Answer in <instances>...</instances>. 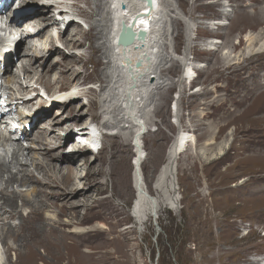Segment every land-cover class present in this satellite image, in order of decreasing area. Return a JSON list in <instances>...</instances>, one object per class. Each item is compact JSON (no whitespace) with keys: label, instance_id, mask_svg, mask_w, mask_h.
<instances>
[{"label":"bare ground","instance_id":"bare-ground-1","mask_svg":"<svg viewBox=\"0 0 264 264\" xmlns=\"http://www.w3.org/2000/svg\"><path fill=\"white\" fill-rule=\"evenodd\" d=\"M158 1L153 0L154 9L152 7L149 8L150 11L148 13H140L142 16L139 19L140 23H135V26L141 29H145L149 25V32L145 30L148 33V36H146L147 40H134L131 44L125 45V47L116 45L117 33L121 23L127 25L128 16L130 17L139 10L147 8L148 5L145 6V3L141 0H74L73 6L75 7V11L73 12L64 9L65 6L61 5L62 2L59 0H31L32 5L29 6L34 10L32 13L20 15L19 17H17V14H13L10 20L6 19L8 21V30H10L7 32L8 34L4 33L5 36L12 37L13 41L11 40L12 45L8 47V50L3 48L0 51V79H3L6 86L1 96V99L6 104L0 110V150L2 153L0 154V244L4 248L5 255V259L3 262L0 261V264H95L93 256L95 253L88 249L83 250L80 246L83 243L78 242V238L83 236L84 232L94 229L98 231L97 234H100L99 232H103L102 229L106 227L98 226L89 230L70 229L69 227H76L91 221L101 220L106 215L121 214V209L117 207V204H113L111 197L113 195H127L126 189L129 182L128 160L131 156L127 145L125 146L122 143L123 141L118 140L120 138L118 133L104 136L103 147L94 155L93 159H91L93 154L88 149L78 147L72 140L74 126H80L79 130H82L85 120L97 118L98 112L96 110L99 108L100 103L94 97H91L87 101L86 110H83L82 106H84V102H80V106L79 102H72L80 97V93L69 92L66 94V92L75 87L72 82L74 80L78 81L81 74H83L84 80L92 78V75L88 73L86 68V64L91 63L92 71L97 75L99 80V91L102 94L106 93L110 97L115 93L111 91L112 88L109 85L113 75L103 73L102 78L98 76L101 67V55L104 58L112 56L114 60H117L120 68L125 67V73H127L128 78L130 76L134 78L136 73L139 74L143 66H149L148 57L146 60H143L141 57L142 53H147V44H149L148 42L151 39L148 37H150L154 27L153 18L156 13L158 14V11H156ZM230 1L233 4V12L238 11V14L236 17L233 16L229 19L230 22L228 21L227 23V25L230 23L229 29L234 30L238 28L237 31L240 33L247 29L249 30V34L245 32L247 33L245 37L240 36L241 39L238 45L242 42L243 46L238 49L237 44H234V38L239 36L231 33L228 36L229 43L224 48L226 51L212 53L217 50V41H214L215 39L213 38H207L206 42L211 43L212 49L205 52L211 53L196 54L197 56H204L203 59L210 60L211 58L213 60L212 68L208 69L207 67L208 72L205 74V77L203 76V82H210L212 73L215 74V72L219 71L222 72L221 76L228 77L229 75H233L236 77V80H233L232 83H237L238 87L235 90L239 91L240 96L235 100V105L241 107L238 114L235 115L238 116L236 120L239 123L237 131L239 133L249 132L253 134L254 138H261L264 136V0ZM0 2L7 5L11 3L8 0H0ZM77 2H84L89 10L78 6ZM54 5L55 7H52ZM3 8L1 15H5L6 12L11 10L5 11L6 7ZM44 11L45 13H43ZM49 12L51 15H49ZM74 12L78 16L82 15L93 20V22H90L87 31L79 29V20L74 15ZM108 12H110V15ZM228 13L227 11L222 12L224 17H227ZM31 15L33 16L31 17ZM95 16L98 18L92 19ZM6 20L5 22L7 23ZM23 23H25L24 26H22ZM173 24L175 28H178L180 25L177 20ZM212 24L220 25L217 22ZM207 27L210 28L211 26ZM66 28L67 32L73 28L75 33H65L63 29ZM215 28L219 30L220 27L216 26ZM217 33L219 32L217 31ZM74 35H79L83 40H88V56H79L77 54L76 50L81 49L83 42L75 40ZM234 35L236 36L234 37ZM113 39L114 42H111ZM139 43H143L142 48ZM8 45L4 43V47ZM58 45L70 48L72 51L67 54L63 53ZM152 47L149 49L152 50ZM113 48L117 50L114 51ZM138 48H141V50ZM47 53L48 55L46 56ZM52 54L55 57L51 59L52 61H49V65H41V62L44 63ZM16 58L17 62L20 63L19 69L16 72L4 75L10 69L11 64L13 66L16 64L14 63ZM138 60L140 61V66L135 65ZM109 62L108 60L106 68L110 67ZM77 64H80V70H74L73 66ZM37 66H43L44 69L37 73L35 70ZM191 66L195 68L196 76L204 74V67L194 65V63ZM117 68L118 70L120 69L119 66H116ZM187 69L189 70L188 67ZM175 70V67H172L168 70V73H173ZM183 72L184 70L181 73ZM150 73L153 72L148 73L146 71L145 77L148 75L146 80L149 79ZM243 74L245 75L242 77ZM247 76L252 77L250 81L253 82V85L255 84L254 88L257 87L256 90H252L254 88H251L248 90L252 91L248 92L244 89L247 85ZM213 77L214 80L217 79L215 76ZM132 78L130 77L128 81ZM203 88L200 92L192 94L206 93L207 87L204 86ZM41 89L48 94L51 106L55 105L54 97L64 93L60 96V105L57 106L56 111L50 112L48 117V125L50 127L36 131L30 136L23 129L28 115L24 116L22 111H17L18 116L16 120L23 126H21L22 129L19 137H14L12 141V138L6 136L2 129L13 128V130H16V125H12L15 122L12 115L17 110L18 105L26 107L29 104L28 101L32 97L26 98V96L30 92L34 93L35 96L33 97H40L41 99L38 102L40 101L41 103V100L43 101V97L40 94ZM92 92V89L88 90L89 94H92ZM159 98L161 102L156 109V114L162 120H165L169 93H162ZM33 101L29 102L32 103ZM206 102L208 105H212L211 101H205L204 103L206 104ZM173 108L175 110V106ZM49 110L43 112L38 117L49 113ZM204 114L205 112L201 113L202 116ZM129 116L130 118L133 117L132 115ZM32 121L35 122L36 120ZM32 121L31 123H33ZM136 121L137 125L135 128L137 129L133 133V136L137 133L135 140L139 138L140 129L142 130V123L138 120ZM104 124H108V122L105 121ZM54 128L66 130V137L71 139L69 142L70 147H65L60 154L53 151L54 147L60 144L58 136L48 134V129L54 130ZM205 134L207 138L209 137L207 141L199 149L198 144L194 148L195 154L198 157L200 155L204 158L206 155L207 157L219 159L220 156L228 154L230 149H233V153H235L233 156H230L232 159L231 167L234 172H229L228 176L225 174L224 178L223 176L221 177L222 179L235 177L238 174H244L249 178H253L258 174V177L264 183V139L260 140L261 151L253 156L251 155L252 153L250 155L246 154L241 148L227 147L226 143L217 145L213 140V135L209 133ZM188 135L189 133L181 129L177 130L168 146L166 159L159 166L157 174L151 180L153 185H155V193L159 195H151L144 188L142 179L138 177H141L139 170H134L133 183L135 194L130 207L133 210V214L130 216L138 220L137 222L143 223V218L146 215L156 217V212H158L157 207L162 200L163 202L164 200L167 201L166 205L173 211L178 210V198L175 195L176 182L173 177L175 174L174 158L179 153L181 147L186 145L187 142L190 144ZM21 136L23 140H29L27 147H23L22 141H18ZM162 136V131L158 130L152 135L151 139L158 141ZM230 136H233V132H230ZM158 144L154 146V149L160 146ZM134 148L136 149V154L134 153L131 158L140 156V147L134 145ZM158 151H154V155ZM88 152L89 154L86 155ZM80 154L82 157L79 159ZM4 158H10L9 162L5 163ZM78 162L80 163L78 164ZM99 177H105V181L99 180ZM108 182L113 193L109 197H104L102 194L106 191ZM14 185L16 187H25L26 189H18ZM161 191L165 194L163 199L160 194ZM260 202L261 204L257 212L263 218L264 194ZM14 219H17V222H11ZM114 227L112 226L110 230L116 231ZM121 232L124 234L123 239L128 241V231L122 230L118 233ZM75 238L77 240H74ZM108 240L109 244L114 247V252L125 257L122 264L133 262L125 251L122 239L115 240L109 238ZM10 250L13 251V259L9 257ZM101 258L102 256H98L95 259L96 262L101 264ZM248 264H258V261L248 262Z\"/></svg>","mask_w":264,"mask_h":264},{"label":"rangeland","instance_id":"rangeland-1","mask_svg":"<svg viewBox=\"0 0 264 264\" xmlns=\"http://www.w3.org/2000/svg\"><path fill=\"white\" fill-rule=\"evenodd\" d=\"M59 1L62 2L61 5L65 6L64 9L70 12L75 11V7L73 6L74 0ZM8 2H11L8 7H6L7 4L0 2V6L6 7L5 11L11 9L4 15V17L7 16V20L12 18L15 10L26 9L32 5L31 0H8ZM65 2L66 4H64ZM77 4L89 10L84 2H77ZM231 4L230 0H159L158 8L156 9L158 14L156 13L157 15L155 14L153 18L154 27L150 37H148L149 39L151 38L150 42H148L150 45L147 44V53H142V57L140 56L143 60H146L148 57L149 66H143L139 74L136 73L134 78L130 76L132 79L128 81L130 77L128 78L127 73L123 69H116L114 63L112 65L109 62L110 67L106 68L109 59L101 55V67L98 76L102 78L103 73L112 74L113 78L110 79L109 85L112 88L111 91L115 93L110 97L106 93L102 94L99 91V80L97 75L92 71L91 63H87L86 68L88 73L92 75V78L84 80L83 74H81L78 81L74 80L72 82L75 87L66 92V94L69 92L80 93V97L72 102H79V106L80 102H84V106H82L83 110L87 108V101L91 97H94L100 103L99 108L96 110L98 112L97 119L102 122L103 126L111 125L113 134L118 133L120 135L118 140L123 141L122 143L125 146L127 145L131 157L134 153L136 154V149L131 145L130 138L133 137L132 134L137 129L135 128L137 125L136 120L142 123L144 132L138 138L141 143L140 155L142 158H140L138 170L142 177L144 188L151 195H159L155 193V185H153L151 180L157 174L159 166L166 159L168 146L173 136L178 129L189 133L188 140L190 139V144L187 142L186 145L181 147L179 153L174 158L175 174L173 177L177 190H175V195L178 198L177 211L170 209L166 205L167 201L164 200L163 202L162 200L157 207L158 212H156V217L146 215L143 218V223H139L137 222L138 220L130 216L133 214V210L130 207L135 191L133 183L134 165L132 158L129 157L127 195H113L111 197L113 204H117V207L121 209V214L106 215L101 220L91 221L76 227H69L70 229L74 228L78 230H89L98 226L106 227L102 229L104 233L99 232L100 234H97L98 231L94 229L84 232V235L78 238V242L83 243L80 245L83 250L88 249L95 253L93 255L95 264H100L95 260L98 256H102L101 264H122V261L125 260L124 256L114 252V247L108 242L109 238L115 240L122 239V244L125 246L127 255L131 261L133 260L130 264H248V262L252 261L264 264V217L261 218V214L257 212L261 204L260 200L264 194L263 181L258 177V174L253 178H249L244 174H238L228 179L221 178L222 176L224 178L225 174L228 176L229 172H234L231 167L232 159L230 157L235 154L233 153V149H230L229 153L225 154V156H220L219 159L207 157L206 155L204 158L200 155L198 157L194 149L197 144L199 149L207 141L209 137L207 138L205 133L213 135V140L217 145L226 143L227 147L241 148L249 155L252 153L251 155L254 156L262 149L260 140L264 139V136L254 138L253 134L249 132L239 133L237 131L239 123L236 120L238 116L235 115L238 114L241 107L235 105V100L240 96L239 91L235 90L238 87L237 83H232L233 80H236V77L233 75H229L228 77L221 76L222 72L219 71L215 72V74L212 73L210 82H203V78L208 72L207 67L208 69L212 68L213 60L211 58L210 60L203 59L204 56H197L196 54L211 53L205 52L212 49L211 43L206 42L207 38H213L215 39L214 41H217V50L212 53L226 51L224 48L229 43L228 36L231 33L239 36L235 37L236 35H234V44H237L238 49L243 46L242 42L238 45L241 39L240 36L245 37V34H249V30L247 29L240 33L237 31L238 28L234 30L229 29L230 23L227 25L228 21L230 22L229 19L233 16L236 17L238 14V11L233 12V4ZM16 5L18 6L16 7ZM52 7H55V5ZM224 11L229 12L227 17H224L222 14ZM110 12H108L109 15ZM49 15H51L50 12ZM74 15H76L75 12ZM76 16L81 22L78 23L79 29L87 31L90 22H93V20L82 15H79L80 17ZM97 18L95 16L92 19ZM173 20L179 21L180 25L178 28H175ZM214 22L220 23V25L212 24ZM24 25L25 23L22 26ZM207 26L211 27L208 28ZM216 26L220 27L219 30L215 28ZM71 29L68 32L67 28L63 30L65 33H75V30ZM9 30L7 29L5 32L7 33ZM63 30L61 31L63 32ZM73 37L75 40L83 42L81 49L76 50L77 54L79 56H88V40H83L79 35H74ZM5 38L7 40L4 43L11 46L13 38H10V36H5ZM58 46L63 53L67 54L72 51V49H68L63 45ZM151 47L152 50H150ZM141 48L138 49L141 50ZM73 51L75 50L73 49ZM53 57H55L53 54L50 55L44 63L41 62V65L48 66L49 61L54 59ZM14 63L16 64L14 66L11 64L10 69L4 75L16 72L19 69L20 63L17 62V58L14 60ZM193 63L199 67H204V74L196 76L195 68L191 66ZM176 65L178 66L177 68ZM172 67H175L176 70L173 73H168V70ZM73 68L74 70H80V64L73 66ZM43 69V66H37L35 70L39 73ZM182 70H184L183 73H181ZM146 71L148 73L153 72L150 73L148 80H146L148 75L145 77ZM213 76L217 79L214 80ZM250 80H252V77L247 76V85L244 89L248 92L257 89V87L254 88L255 84L253 85V82ZM158 86L159 88H157ZM204 86L207 87L206 93L192 94L200 92L204 89ZM5 87L3 79H0L1 102L3 101L1 96ZM251 88L254 89L248 90ZM89 89H92V94L88 93ZM165 92L169 93V99L166 107V119L162 120L156 114V109L161 102L159 98L160 94ZM40 94L43 97L41 103L40 101L38 102L41 98L37 96L33 97L35 96L34 93L30 92L26 98L32 97L29 101H34L32 103L28 101L29 104L26 107L18 105L17 110L12 115L16 122H14V125L20 126L16 128L18 134L21 133V126L23 125L16 120L18 116L17 111H22L24 116L28 115L23 129L30 136L36 131L50 127L48 125L50 112L56 111L57 106L60 105V96L64 93L54 97L55 105L52 106L48 94L43 92L42 89L40 90ZM205 101H211L212 105H208L207 102L205 104ZM173 105L175 106L174 111L172 109ZM3 107L5 106H1V108ZM47 110H49V113L38 117ZM203 112L205 114L202 116L201 113ZM114 113L118 115L116 116ZM129 115L133 117L130 118ZM34 119L36 120L35 122L32 121ZM105 121L108 124H104ZM157 129L162 131L163 136L158 141L152 140V135L158 131ZM230 132H233V136H230ZM48 134H54L60 140V144L53 149L57 154H60L65 147H70L69 142L71 139L66 137V130L58 128H54V130L48 129ZM18 141H22L23 147H27L29 144V140L25 141L23 138ZM157 144L162 149L160 146L154 149V146ZM158 149H160V152ZM154 151H158V155H154ZM81 157L80 154L79 159ZM4 159L5 163H8L10 158ZM99 180L105 181V177H99ZM16 188L26 189L20 186ZM112 193L110 183L108 182L106 191L102 196L109 197ZM160 194L163 199L165 197L164 192L161 191ZM11 222H17V219L11 220ZM112 226H115L116 231L110 230ZM122 230L128 231V241L123 239V232L118 233ZM74 240H77V238ZM8 242L10 243V241ZM0 255V258L2 257L4 260V248L1 244ZM9 257L10 259L14 258L12 250H10Z\"/></svg>","mask_w":264,"mask_h":264},{"label":"water","instance_id":"water-1","mask_svg":"<svg viewBox=\"0 0 264 264\" xmlns=\"http://www.w3.org/2000/svg\"><path fill=\"white\" fill-rule=\"evenodd\" d=\"M143 1L146 5H148V10L150 11L149 8L154 9V4H153V0H141ZM128 34V37L125 36V33ZM137 34V35H136ZM146 36H148V33L146 31H144L143 29H139L138 31L134 32V23H132L130 26L126 25L125 23H121L120 26V33H119V37H118V44L122 47H125V45H129L131 44L134 40H145ZM127 38V39H126ZM136 66H140V62H136L135 64ZM136 165L137 168H135V171L139 169V163H140V159L138 158L136 160ZM138 173V172H136ZM139 178L142 179V177L138 176Z\"/></svg>","mask_w":264,"mask_h":264},{"label":"clouds","instance_id":"clouds-1","mask_svg":"<svg viewBox=\"0 0 264 264\" xmlns=\"http://www.w3.org/2000/svg\"><path fill=\"white\" fill-rule=\"evenodd\" d=\"M7 50V49H6Z\"/></svg>","mask_w":264,"mask_h":264}]
</instances>
